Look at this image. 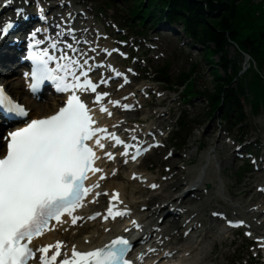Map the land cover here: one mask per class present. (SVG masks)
I'll return each instance as SVG.
<instances>
[{"label": "snow or ice", "instance_id": "6c2138e0", "mask_svg": "<svg viewBox=\"0 0 264 264\" xmlns=\"http://www.w3.org/2000/svg\"><path fill=\"white\" fill-rule=\"evenodd\" d=\"M13 28L12 22L0 26V39ZM39 31L37 29L30 34V49L34 47L31 40ZM39 43L36 41V44ZM68 47L71 49L72 45ZM28 58L34 62L30 75L32 92L35 93L44 82L51 81L56 91L69 95L65 106L55 115L32 119L4 137L7 150L6 155L0 158V264H57L65 247L63 242L37 248L33 241L43 236L46 230H52L50 226L53 222L57 225L66 222L63 219L65 216L71 218L73 225L81 219L76 215L77 210L84 207L86 198L99 187V183L86 186L89 173L102 171L95 166L99 157L90 142L94 141L95 146L103 149L106 139L114 140L117 145H124V141L109 133L107 128L96 126L98 121L82 95L89 90L97 93L99 85L89 78L90 69L84 71L79 67L80 60L66 54L57 58L48 51L30 52ZM60 60L66 62L60 63ZM52 61H57L55 67L50 66ZM107 95L98 93L95 100L100 102ZM112 103L119 105V101ZM123 107L127 108L128 105ZM100 110L112 115L103 104ZM0 112L11 120H27L29 117L28 110L14 102L3 86H0ZM128 147L131 146H125L124 156H128ZM106 155L109 159H115L111 152ZM131 158L135 160L136 156ZM100 179L105 177L101 176ZM113 200H119V193L113 196ZM114 207H109L104 219L115 220L130 215L129 211H114ZM132 223L135 228H141L138 222ZM53 247L57 251L49 256ZM132 248L131 241L121 236L105 247L90 252H80L74 247L71 257L63 258L61 264H133L129 259Z\"/></svg>", "mask_w": 264, "mask_h": 264}, {"label": "bare ground", "instance_id": "6f19581e", "mask_svg": "<svg viewBox=\"0 0 264 264\" xmlns=\"http://www.w3.org/2000/svg\"><path fill=\"white\" fill-rule=\"evenodd\" d=\"M31 20H35V18H32ZM13 59L15 60V57ZM2 74H3V70L0 69V75ZM8 82L10 81L7 80V83ZM47 108L50 109L51 106L48 105ZM213 129H214V126H211L209 127V129L205 131V133L207 135L209 134L212 135ZM220 137L221 135L219 136V139ZM202 144L203 142L201 143V145ZM229 148L230 147L228 144L224 143V141L222 140H219V144H217L214 151H210V152L208 151L205 153V158L208 159L209 167L215 170L216 185L208 193L207 196H206V193H203V192H199L197 195H194L191 198V200L188 201V204H191L192 201L195 202L196 198L206 196L208 198L209 208H215L216 206H220L224 210H226L228 213H231L233 211L232 209L233 207L234 209H238V210L241 209V211L245 212V214L249 212V213H252V215H256L258 210L261 208V206L262 205L264 206V196L261 195L262 193H258L255 190V188L258 185H260L261 182H264V170H263V177L262 176L249 177L250 178L249 185H253V187L249 189V192L246 195L245 199L243 200L233 199V197L238 196L237 194L239 192L238 188L235 186V183H234V178H233L234 173H232L231 171L224 172V168H227L229 166V157H228ZM197 150L198 148L194 150L193 152H190L187 156H185L186 162L180 168L176 167V161H177L176 158L170 159L168 161V164L172 165V169L169 172H165L164 174L165 176H173V178L176 179L175 182H172L168 185L169 190L173 187H179V186L183 188L179 189L176 195L169 194L165 198H161V195L155 192L156 195L155 194L152 195V200L154 201L153 207L149 208L147 211L139 210V207L142 204L148 203L147 193L142 192L143 191L142 185H135L134 186L135 188L129 191L127 182L120 183V184L116 182V180H120L123 177L120 176L119 173L112 174L111 187H118L122 192V197L132 196V201L130 202V208L133 207L135 208V211H136L134 212L135 215L130 218L129 222L126 223V229L131 228L132 226L130 222L132 221V219L138 218L139 216L141 217L142 222L145 224L150 223L151 218L155 219L157 214L161 216L162 210L165 208V207H162V203L165 202L166 200H169L170 201L169 204L172 203V205L179 204L178 206H180V205L185 204L186 203L185 198L188 197V195H190V193L194 190H188V192L183 193L184 186L190 185L193 182L194 184L202 185L204 181L208 179V177L205 176L206 171H207V165H205L202 169H200L198 173H194L191 176H189V173H186L187 172V169H186L187 162L190 159H192V157L195 155ZM155 160L157 162H161L162 156L161 155L156 156ZM193 175L194 177H192ZM259 181L260 183H258ZM186 182H188L186 185H182L183 183H186ZM163 184H165V182ZM262 184L264 183H261V185ZM191 189H193V187H191ZM198 189L199 188L197 187L195 188V190H198ZM140 192H142L141 194L143 195L138 194ZM211 195H215L217 197V200L214 204H211L212 202L210 199ZM257 198L259 199L262 198L263 200H260L262 203L258 202ZM221 199H223L224 201H230L232 207L228 203L221 202L220 201ZM204 206H205V203L203 204V206H201V204H195V205H188V207L183 208L186 211L185 213L189 214L187 217L189 216L192 217V221L190 225H188V227L185 224L182 226H179V230L181 229L182 231L181 237L183 241V247L185 248V249H182V252L180 254L187 255L188 251L191 248L193 249L198 248L197 239L199 237L200 238L199 249L200 251H202L201 264L206 263L208 256L211 253V249L209 251H205L208 248L207 242L205 241L207 236H211L215 244H221V251H224V248H226V251L230 250V242L228 241L225 242V239L223 237V231H224L223 219L221 218L216 219L215 217H213L214 218L213 219L212 216H210L209 220L199 218V213L201 212V209L204 208ZM169 215L174 216V214L172 213H170ZM260 215L261 217H258V219H262V217L264 216L263 213H261ZM176 218H177L176 216L173 218V221L175 222V227L173 228H177L176 226L181 224L180 221L177 220ZM187 221H189V219H187L186 222ZM154 225H156V223H154ZM60 228L61 227L59 226L57 231L60 230ZM173 228L169 230V235L172 232ZM184 228H186L185 231H184ZM256 229H260V227H257ZM262 229L263 227H261V230ZM147 230L148 228L145 227L144 232L146 233ZM164 231H165L164 233H161L162 235L167 234L166 230ZM73 232H74V229H71L69 232H66L65 234L63 233L50 234V236L47 237L43 243L54 242V241L60 242L64 238L65 243L67 244H72L75 241H77L80 244H82L84 248H90L93 246L97 247L96 245L103 243V241H105L108 237L112 235V232L105 233L104 229L101 228L96 223H87L79 230L78 233L73 234ZM262 236H264V234ZM85 237H89L90 239L89 244L85 243V239H84ZM192 242H194V244ZM176 260L180 261L181 258H178ZM194 264H197V259H194Z\"/></svg>", "mask_w": 264, "mask_h": 264}, {"label": "trees", "instance_id": "16d2710c", "mask_svg": "<svg viewBox=\"0 0 264 264\" xmlns=\"http://www.w3.org/2000/svg\"><path fill=\"white\" fill-rule=\"evenodd\" d=\"M164 1L171 2L173 10L186 12L193 18L198 16H213L214 12H216L213 17H215L214 23L218 30H210L207 28V25H203L202 27L205 31V34L202 35V38L204 37L208 41L216 43V53L224 51L228 39L232 38L235 40V35L238 33L240 34L241 29H244L246 32L249 33L250 36L246 38L243 34V37H245L246 39L243 40V43L245 44L246 42L248 46L254 47L255 42L253 38L256 37L258 39L256 44L259 45L257 47L258 56L264 58V27L260 26L261 19H259L256 15L257 11L264 13V7L258 5L254 6V4L251 3V0H248L246 5L241 2L238 6H235V0ZM249 6L252 8H250ZM255 53L256 52H254L253 54ZM227 83L228 82L222 77L218 80L217 92L212 96V100L218 99L220 97V94ZM220 101L221 99L218 100L216 105H219Z\"/></svg>", "mask_w": 264, "mask_h": 264}, {"label": "rangeland", "instance_id": "374dc122", "mask_svg": "<svg viewBox=\"0 0 264 264\" xmlns=\"http://www.w3.org/2000/svg\"><path fill=\"white\" fill-rule=\"evenodd\" d=\"M253 1H255V2H263L264 3V0H253ZM99 3H101V1ZM162 42H163L164 46L168 47V56H165V58L166 59H172V51H174L175 49H178V47L180 45L179 42H175L172 39H169L167 37H164L162 39ZM185 51H186L185 55L180 54L179 51H178L179 57L177 58V60H175V62L171 66L172 73H176L180 69V67L183 66L186 62H187V65L197 64V67L200 66V68L202 69V73L200 75L201 82L202 83H208L211 78H210V69H207V70L205 69L207 63L203 62L199 55L198 56L192 55L194 52H199L200 53V51L197 50V49L195 51L193 48H191L189 46H186ZM232 54H234V49L233 48H231V51H230V55H232ZM186 55H191L188 58V60L185 57ZM175 59H176V57H175ZM251 68H254L253 67V63L251 64ZM203 69H205V70H203ZM160 100L161 99H159V101ZM203 107H204V104L202 102L198 101V102L195 103V108H191L190 111H191V113L193 115H196L198 113H201V111L203 110ZM179 108H181V107L178 104H175V109L178 110ZM244 108H245V114L244 115H246L245 124H247L249 127L251 126V127L255 128L257 131H259L258 133L260 135H263L264 134V109L260 112L259 116H253L252 115V108H251L250 105L246 104L244 106ZM201 119L204 121V124H202L201 127L196 129L197 133L195 135V139H197V140L199 139L200 140L199 143L204 141L207 144V143L212 141V138L216 134L214 133L213 136L212 135L211 136H205L204 135L205 134V130H206L207 127H209L211 125L212 122H215V123L218 124L219 123V117H215V118H212V119L209 120L207 118V116L204 114L203 116H201ZM221 123H222V121H221ZM221 123H220V132H222V134H223V135H221L222 140L224 142H228L229 138L227 139L226 136L231 131L223 130L224 123H222V124ZM217 132H219V131H217ZM195 139L192 140L188 144L187 148L185 147L183 149H179L180 152L179 151H175L174 152L175 158L177 159V161H176V167L177 168H180L186 162L185 156H187L190 152H193L194 150L197 149V146L199 145V143L197 141H195ZM212 148H213V145L207 146V151H212ZM205 152H196L197 153V157L201 158V160L197 164H194L195 163L194 160H189L188 163H187V167H186V169H187L186 173H190V172L195 173L196 171H199V169H201L202 166L207 163L203 159V155H204ZM196 153H195V155L193 157L196 156ZM230 153H233V155L236 156V153L234 151V147H232L231 152H229L228 154L231 155ZM179 157H181V158L178 160ZM230 161H231V163H229V166L227 168H225L224 172H226L228 170V171H231L232 173H235L237 171L236 168H237V166L240 165V163L236 162V161L233 162L232 158H230ZM194 168H197V169H194ZM248 175H249V173L247 175H245L244 177H242L243 179H242L241 183L246 182V181L249 180ZM208 176H209V172H208ZM173 181H175V180L169 179L166 184H169V183H171ZM239 189H240V186H239ZM242 189H245V187H242ZM215 202H216V200H213L211 202V204H214ZM212 257H214V256H212ZM219 260H220V258H219ZM206 263L209 264V259L206 261ZM222 263H223V261H222ZM220 264H221V261H220Z\"/></svg>", "mask_w": 264, "mask_h": 264}]
</instances>
